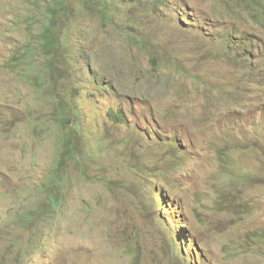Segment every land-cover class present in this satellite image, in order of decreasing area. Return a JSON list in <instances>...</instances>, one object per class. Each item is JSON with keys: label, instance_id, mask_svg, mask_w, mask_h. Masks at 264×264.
<instances>
[{"label": "rangeland", "instance_id": "obj_1", "mask_svg": "<svg viewBox=\"0 0 264 264\" xmlns=\"http://www.w3.org/2000/svg\"><path fill=\"white\" fill-rule=\"evenodd\" d=\"M0 264H264V0H0Z\"/></svg>", "mask_w": 264, "mask_h": 264}, {"label": "trees", "instance_id": "obj_2", "mask_svg": "<svg viewBox=\"0 0 264 264\" xmlns=\"http://www.w3.org/2000/svg\"><path fill=\"white\" fill-rule=\"evenodd\" d=\"M49 26H52V25L50 24ZM52 28H53V27H52ZM53 38H54L53 35L46 34V42L50 41V42H51V47L56 48V46H55V39H53ZM44 50H48L47 53L50 54V55H51V53H53V52L50 51V47H49V46H45V47H44ZM116 119H117L118 122H119V119H118V118H116Z\"/></svg>", "mask_w": 264, "mask_h": 264}]
</instances>
